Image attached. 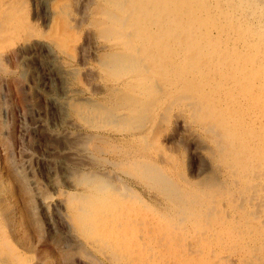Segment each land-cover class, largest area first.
Wrapping results in <instances>:
<instances>
[{
  "label": "rangeland",
  "instance_id": "1",
  "mask_svg": "<svg viewBox=\"0 0 264 264\" xmlns=\"http://www.w3.org/2000/svg\"><path fill=\"white\" fill-rule=\"evenodd\" d=\"M166 1L0 0V264H264V0Z\"/></svg>",
  "mask_w": 264,
  "mask_h": 264
},
{
  "label": "bare ground",
  "instance_id": "2",
  "mask_svg": "<svg viewBox=\"0 0 264 264\" xmlns=\"http://www.w3.org/2000/svg\"><path fill=\"white\" fill-rule=\"evenodd\" d=\"M168 2H169V0H167ZM166 1V2H167ZM177 1V0H176ZM152 2H154V1H152ZM171 2V1H170ZM219 2H220V0H219ZM258 2V1H257ZM53 3V2H52ZM209 3V2H208ZM252 3V2H251ZM254 3H256V2H254ZM259 3V2H258ZM70 4V3H69ZM213 4V3H212ZM215 4V3H214ZM213 4V5H214ZM253 4V3H252ZM264 4V3H263ZM66 5V4H65ZM64 5V6H65ZM60 7V3L58 2V5H57V8L59 9V7ZM61 6H63L62 4H61ZM64 6L62 7V8H64ZM151 6H152V4H151ZM69 7V6H68ZM75 7V6H74ZM141 7V6H140ZM161 7V6H160ZM100 8V7H99ZM134 8V7H133ZM156 8V7H155ZM155 8H151V14L150 15H152V16H154L156 19L154 20L155 21V23H156V21L158 20V18L160 19H162L163 21H164V19H167V21H168V23L170 24V22L172 23L171 25L172 26H174V27H176L178 24H180L179 22L180 21H178V19H176V17H177V15H175V11H173V12H171V11H169V13L170 14H166V16H164L160 11H162L161 9H157V10H155ZM158 8V7H157ZM56 9V8H55ZM126 9V8H125ZM128 9V8H127ZM200 9V8H199ZM104 11V10H103ZM132 11V10H131ZM142 11V10H141ZM52 12H54V11H52ZM130 12V11H129ZM138 12V11H137ZM200 12V11H199ZM226 12V11H225ZM101 13V12H100ZM226 13H228V11L226 12ZM54 14V13H53ZM125 14V13H124ZM128 14V13H127ZM172 14H173V16H175V17H173L172 16ZM242 15V14H241ZM54 16V15H53ZM111 16V13H108V12H106V14H105V17H110ZM142 16V15H141ZM198 16V15H197ZM201 16V15H200ZM224 16V15H223ZM236 16V15H235ZM115 17V16H114ZM190 17V16H189ZM71 18H73V17H71ZM126 18V17H125ZM142 18V17H141ZM140 18V19H141ZM198 18V17H197ZM202 18V17H201ZM54 19H56V17H53V21H54ZM133 19V18H132ZM181 19H183V18H181ZM247 19V18H246ZM102 20V19H101ZM125 20V19H124ZM123 20V21H124ZM184 20V19H183ZM197 20V19H196ZM242 20L244 21V19H243V17H242ZM57 22H58V20H56ZM56 21H54V22H56ZM131 21V20H130ZM229 21V20H228ZM236 21V20H235ZM240 21V20H239ZM56 22V23H57ZM109 22V21H108ZM111 22V21H110ZM135 22V21H134ZM165 22V21H164ZM184 22V21H183ZM186 22V21H185ZM184 22V23H185ZM198 22V21H197ZM200 22V21H199ZM225 22H227L226 20H225ZM241 22V21H240ZM102 23V22H101ZM126 23V22H125ZM142 23V22H141ZM184 23H182V24H184ZM228 23V22H227ZM230 23V22H229ZM233 23V22H232ZM53 24V23H52ZM122 24V23H121ZM152 24V23H151ZM157 24V23H156ZM203 24V23H202ZM134 25V24H133ZM181 25V24H180ZM197 25V24H196ZM234 23H233V27H234ZM238 24H236V26H237ZM154 26V25H153ZM183 26V25H182ZM244 26V25H243ZM57 27V26H56ZM72 27V26H71ZM71 27H69V30H70V28ZM76 27V26H75ZM75 27H74V29H75ZM187 27V26H186ZM233 27H231V28H233ZM12 28V27H11ZM55 28V27H54ZM92 28V27H91ZM181 28V27H180ZM185 28V27H184ZM183 28V29H184ZM58 29V28H57ZM168 29V28H167ZM221 29V28H220ZM136 30V29H135ZM157 30V29H156ZM182 30V29H181ZM180 30V31H181ZM88 31H89V29H88ZM103 31H105V33L106 32H109V29H108V27L107 28H104L103 29ZM179 31V32H180ZM183 31V30H182ZM135 31H133V33H134ZM185 32H186V30H185ZM178 33V32H177ZM182 33V32H181ZM204 33V32H203ZM208 33V32H207ZM164 34V33H163ZM172 35V34H171ZM179 35L180 34H178L177 36L179 37ZM128 36H130L129 34H128ZM108 37V36H107ZM104 38V37H103ZM183 38V37H182ZM185 38V37H184ZM233 40V38L230 40V42L229 43H231V41ZM132 41V40H131ZM164 41V42H163ZM170 41V40H169ZM182 41V40H181ZM52 43L54 42L55 44H57V46H58V48H59V50H61L62 52H64V53H70V50H69V47L67 46V41H66V38H65V36L63 35V34H60L59 35V37L58 38H55V40H52L51 41ZM163 43H165V39H164V37H162L161 35H160V37H156V39H155V42H154V44H155V46H157V47H161L162 48V45H163ZM252 43H253V41H252ZM69 44V43H68ZM132 44V43H131ZM117 45V44H116ZM251 45V44H250ZM53 46V45H52ZM217 46V45H216ZM252 46V45H251ZM211 47H213V46H211ZM232 47H233V45H232ZM115 48V47H114ZM116 48H118V47H116ZM120 48V47H119ZM118 48V49H119ZM127 48V47H126ZM253 48V47H252ZM113 49V48H112ZM139 49V48H138ZM165 49H168V47H165ZM58 50V49H57ZM58 50V51H59ZM111 50V49H110ZM77 51V50H76ZM207 51V50H206ZM216 52L218 53V51H213V55H216ZM253 52H254V54L252 55L251 54V58H252V60H251V58H249L248 59V57L247 58H245L246 60H244L243 62L244 63H254V62H257V60L259 61L260 59L259 58H261L262 56H261V53H257V51L254 49L253 50ZM53 53V52H52ZM243 53V52H242ZM66 55V54H65ZM243 55V54H242ZM52 56V55H51ZM59 56V54L57 55V57ZM67 56V55H66ZM52 58H53V56H52ZM256 58H258L257 60H256ZM58 59V58H57ZM60 59V58H59ZM65 59V58H64ZM68 61V60H67ZM59 62V61H58ZM61 63H63V62H61ZM65 63H67V62H65ZM68 63H69V61H68ZM49 64L51 65V66H53L54 65V62L51 60V62H49ZM63 65V64H62ZM69 65V64H68ZM118 65V64H117ZM104 66V65H103ZM66 67V66H65ZM72 67V66H71ZM219 67V66H218ZM252 67V66H251ZM63 68H64V66H63ZM68 68V67H67ZM66 68V69H67ZM100 69V68H99ZM151 70V69H150ZM99 71V70H98ZM197 71L199 72V68L197 69ZM221 71V70H220ZM109 72V71H108ZM258 72V71H257ZM245 73V72H244ZM243 73V74H244ZM219 74V73H218ZM106 75V74H105ZM109 75V74H108ZM245 75H247V74H245ZM148 76V75H147ZM238 76H240L239 75V72H235V73H233V74H231V78H240V77H238ZM243 77H245V76H243ZM64 78H65V76H64ZM122 78V77H121ZM264 71L262 72V74H261V76H260V79H261V81H264ZM115 79V78H114ZM250 80H251V78H249ZM238 80V79H237ZM241 80V79H240ZM243 80V79H242ZM241 80V81H242ZM250 80H248L246 77L244 78V81H246L247 83H246V85H250L251 87L249 88L250 90H248L249 91V93H243L242 95H241V97L239 98V99H237V98H235V97H232L233 99L231 100V103H232V105H233V107H236V108H238V109H235L236 111L235 112H239V111H243V113H244V115H243V121H245L244 123V127L246 126V128H247V131L249 132L250 131V128H251V125H252V120H253V118H255V120L257 121V123H259V124H261V125H264V88H261V87H263L264 86V83H262V84H260V85H256L257 83H256V81L255 82H252V81H250ZM239 81V80H238ZM230 82V81H229ZM232 82V81H231ZM235 83V82H234ZM188 84V83H187ZM241 84V83H240ZM118 85V84H117ZM238 85V84H237ZM263 85V86H262ZM63 86V85H62ZM158 86H160V85H158ZM229 86V85H228ZM241 86V85H240ZM240 86H239V88H240ZM150 87V86H149ZM201 87V86H200ZM235 87V86H234ZM234 87H231V88H234ZM216 88V87H215ZM252 88V89H251ZM227 89V88H226ZM64 90L66 91V92H64V93H66V94H68V95H70V92H71V89L68 87V86H65L64 87ZM235 92V91H234ZM198 93V92H197ZM232 93V92H231ZM65 94V95H66ZM238 94V93H237ZM117 95V94H116ZM235 95V94H234ZM171 97V96H170ZM202 97H204V96H202ZM206 97V96H205ZM59 98V97H58ZM158 98V97H157ZM70 100V99H69ZM73 100V99H72ZM71 100V101H72ZM171 100V99H170ZM206 99H203L202 101H203V104L205 103L204 101H205ZM227 100V99H226ZM55 102H54V104H56V105H58V106H60V104H61V102H60V104L59 103H57V102H59V100L58 99H55L54 100ZM201 101V102H202ZM207 101V100H206ZM133 102V101H132ZM65 103V102H64ZM79 103H81V102H79ZM72 104V103H71ZM206 104V103H205ZM204 104V105H205ZM241 104V107H239V105ZM214 105V104H213ZM64 106V105H63ZM83 106V105H82ZM65 107V106H64ZM75 107H77V106H75ZM147 107V106H146ZM204 107H206V106H204ZM212 107V106H211ZM210 107V108H211ZM228 107V106H227ZM230 107V106H229ZM73 109V108H72ZM85 109V108H84ZM137 109V108H136ZM152 109V108H151ZM218 109V108H217ZM221 109H223V107L221 108ZM257 109V110H256ZM77 110H78V108H77ZM88 110V109H87ZM174 110V109H173ZM178 110V109H177ZM210 110V109H209ZM108 112H109V110H108ZM192 112V111H191ZM216 112H217V110H216ZM91 113H93L92 112V110H91ZM111 113V112H110ZM174 113V112H173ZM226 113V112H225ZM242 113V112H241ZM76 114V113H75ZM112 114H113V112H112ZM149 114V113H148ZM216 114V113H215ZM229 114V113H228ZM237 114V113H236ZM101 115H103V114H101ZM136 115V114H135ZM178 115H180V114H178ZM233 115V114H232ZM238 115V114H237ZM97 116H98V114H97ZM236 116V115H235ZM83 117V116H82ZM224 117H225V115L223 116V119H224ZM229 117V116H228ZM84 119H85V117H83ZM93 118V117H92ZM154 118V117H153ZM176 118V117H175ZM217 117H214L213 119H212V121H214L212 124H211V127H212V129H215L216 128V126H217V124L215 123V119H216ZM222 118V117H221ZM234 117H232V119H233ZM122 119V118H121ZM156 119V118H155ZM219 119H220V116H219ZM225 119H227V118H225ZM235 119V118H234ZM239 119V118H238ZM81 120V119H80ZM105 120V119H104ZM125 120V119H124ZM161 121V120H160ZM225 121V120H224ZM130 122V121H129ZM174 122V121H173ZM209 122H210V120H209ZM218 122H220V121H217V123ZM255 122V121H254ZM203 123V122H202ZM223 123V121L220 123V125L219 126H221V124ZM236 123H238V122H236ZM227 124V123H226ZM138 125V124H137ZM236 125V124H235ZM210 126V125H209ZM224 126V125H223ZM226 126V125H225ZM253 126V125H252ZM126 127V126H125ZM227 127V126H226ZM240 127V126H239ZM256 127V126H255ZM189 128V127H188ZM221 129V128H220ZM224 129V128H223ZM226 129V128H225ZM261 129V128H260ZM263 129V128H262ZM252 130V129H251ZM230 131V130H229ZM243 131V130H242ZM246 131V130H245ZM254 131V130H253ZM252 131V132H253ZM132 132V131H131ZM216 132H218V131H216ZM221 132V131H220ZM224 132V131H223ZM255 132V131H254ZM263 132V131H262ZM125 133V132H124ZM137 133V132H136ZM219 133V132H218ZM244 133V132H243ZM224 134V133H223ZM226 134V133H225ZM228 134V133H227ZM250 134V133H249ZM236 135H238V134H236ZM245 135V134H244ZM251 135V134H250ZM256 135V134H255ZM230 136V135H229ZM232 136V135H231ZM231 136L229 137V138H231ZM243 136V135H242ZM253 136V135H252ZM203 137V136H202ZM244 137V136H243ZM251 137V136H250ZM259 137V136H258ZM224 138V137H223ZM226 138V137H225ZM234 139H236V138H234ZM256 139V138H255ZM95 140V139H94ZM225 141V140H224ZM243 141V140H242ZM263 141V140H262ZM256 142V141H255ZM260 142V141H259ZM264 142V141H263ZM95 143V142H94ZM227 143V142H226ZM228 144V143H227ZM141 145V144H140ZM261 145V144H260ZM232 146V145H231ZM92 147V146H91ZM226 148H228V147H226ZM232 148V147H231ZM247 148V147H246ZM248 149V148H247ZM250 149H252V148H250ZM254 149V148H253ZM231 150V149H230ZM258 150V149H257ZM84 151V150H83ZM141 152V151H140ZM246 152V151H245ZM230 153V152H229ZM232 153V152H231ZM135 154V153H134ZM138 154V153H137ZM257 154H258V152H257ZM160 155V154H159ZM232 155V154H231ZM230 155V156H231ZM254 155H256V154H254ZM226 156V155H225ZM131 157V156H130ZM235 157V156H234ZM254 157V156H253ZM252 157V158H253ZM123 158V157H122ZM154 160V159H153ZM228 160H229V158H228ZM231 160V159H230ZM254 161V160H253ZM228 162V161H227ZM258 162V161H257ZM247 163H249V162H247ZM232 164V163H231ZM252 165V164H251ZM248 166V165H247ZM246 166V167H247ZM264 166V165H263ZM245 167V168H246ZM250 166H248V168H249ZM256 168V167H255ZM264 168V167H263ZM262 168V169H263ZM246 169H244V171H245ZM249 170V169H248ZM247 170V171H248ZM252 170H254L253 168H252ZM256 171V170H255ZM257 171H259V170H257ZM139 173V172H138ZM243 173H245V172H243ZM249 173V172H248ZM263 173H264V171H263ZM230 174V173H229ZM246 174V173H245ZM244 175V174H243ZM258 176V175H257ZM87 178V177H86ZM245 182V181H244ZM243 182V183H244ZM250 182H252V181H249V183ZM257 182V181H256ZM236 183V182H235ZM254 183V182H253ZM243 185V184H242ZM254 188H260V183L258 182V183H254L253 185H252ZM238 187V186H237ZM243 187H244V185H243ZM242 187V188H243ZM7 187H5V189H6ZM245 188V187H244ZM101 189V188H100ZM239 189V188H238ZM262 189H264V187L262 188ZM9 191V190H8ZM238 191V190H237ZM240 191V190H239ZM137 192V191H136ZM233 195V194H232ZM106 196V195H105ZM235 196V195H234ZM6 197V196H5ZM261 197V196H260ZM228 198V197H227ZM233 198V197H232ZM242 198V197H241ZM243 199V198H242ZM242 199H241V201H242ZM119 200V199H118ZM121 200H122V198H121ZM124 200V199H123ZM224 200V199H223ZM233 200V199H232ZM72 202V201H71ZM75 202V201H74ZM127 202V201H126ZM224 202V201H223ZM76 203V202H75ZM239 203V202H238ZM243 203V202H242ZM84 204V203H83ZM118 204V203H117ZM240 204V203H239ZM78 206H80V202H78V203H76V204H72V206H70L73 210H75V211H77L78 210ZM119 206V205H118ZM133 206V205H132ZM166 206V205H165ZM223 206V205H222ZM127 207V206H126ZM136 207V206H135ZM84 208H88L87 207V205L86 204H84ZM163 208V207H162ZM126 209H128V208H126ZM125 209V210H126ZM138 209V208H137ZM136 209V210H137ZM170 209V208H169ZM258 209V208H257ZM256 209V210H257ZM230 210V209H229ZM260 210V209H259ZM6 211V210H5ZM123 211V210H122ZM130 211V210H129ZM138 211V210H137ZM136 211V212H137ZM155 211V210H154ZM124 212V211H123ZM258 212V211H257ZM73 213V212H72ZM78 213V214H77ZM67 214V213H66ZM68 216V215H67ZM124 216V215H123ZM68 217H70V215L68 216ZM176 217V216H175ZM237 217V216H236ZM81 218L83 219V218H85L84 217V215H83V217L81 216V214H79V212L77 211L76 212V215L74 216V218L72 217V219H73V224H74V227H76V228H74V229H76V230H78V229H80L79 230V232L80 233H83V235H86V237H87V241H89L90 242V244H95V239H92V237H94L95 235V232H97L98 230H100V229H98L97 231L96 230H94L90 225H87V223L85 222V220H83V223H81ZM145 219V218H144ZM250 219V218H249ZM133 220V219H132ZM187 220V219H186ZM194 220V219H193ZM123 221H124V219H123ZM262 221V220H261ZM132 222V221H131ZM76 223H79V225H75ZM222 223V222H221ZM72 225V224H71ZM221 225V224H220ZM148 226H150V225H148ZM227 226H229L228 224H227ZM72 227H73V225H72ZM118 227V226H117ZM132 227V226H131ZM230 227V226H229ZM228 227V228H229ZM232 227V226H231ZM230 227V228H231ZM98 228H100V227H98ZM220 228H222V227H220ZM233 228V227H232ZM253 228V227H252ZM223 229V228H222ZM3 230V229H2ZM105 230V229H104ZM239 230V229H238ZM75 231V230H74ZM95 231V232H94ZM165 231V230H164ZM235 231V230H234ZM100 232V231H99ZM155 232V231H154ZM236 232V231H235ZM234 232V233H235ZM240 232V231H239ZM239 232L237 233V234H239ZM77 233V232H76ZM79 233V234H80ZM233 233V232H232ZM240 233H242V232H240ZM97 234H99L98 232H97ZM231 234V233H230ZM90 235V236H89ZM131 235V234H130ZM130 235H128V236H130ZM145 235V234H144ZM226 235H227V233H226ZM122 236V235H121ZM127 236V237H128ZM114 237V236H113ZM124 237V236H123ZM126 237V236H125ZM245 237V236H244ZM129 238V237H128ZM231 238V237H230ZM235 238V237H234ZM127 239V238H126ZM116 240H118V239H116ZM129 240V239H128ZM247 240V239H246ZM245 240V241H246ZM122 241V240H121ZM124 241V240H123ZM88 242V243H89ZM131 242V241H130ZM164 243V242H163ZM191 243V242H190ZM142 244V243H141ZM225 244V243H224ZM134 245V244H133ZM123 246V245H122ZM164 246V245H163ZM189 246V245H188ZM86 247V246H85ZM91 247V246H90ZM120 248H121V245L119 246ZM127 247V246H126ZM131 247V246H130ZM133 247V246H132ZM10 248V247H9ZM82 248V247H81ZM115 248V247H114ZM118 248V247H117ZM125 248V247H124ZM188 248V247H187ZM227 248V247H226ZM86 249V248H85ZM129 249V248H128ZM130 250V249H129ZM128 250V251H129ZM132 250V249H131ZM140 250V249H139ZM92 251V250H91ZM100 251V250H99ZM114 251V250H113ZM126 251V250H125ZM124 251V252H125ZM211 251V250H210ZM213 251V250H212ZM129 252H131V251H129ZM140 252V251H139ZM86 253V252H85ZM132 253V252H131ZM214 253V252H213ZM225 253V252H224ZM130 254V253H129ZM138 255V254H137ZM136 255V256H137ZM139 255H140V253H139ZM173 255V254H172ZM121 256V255H120ZM125 256V255H124ZM128 256H130V255H128ZM177 256V255H176ZM122 257V256H121ZM148 257V256H147ZM195 257V256H194ZM221 257V256H220ZM134 258V257H133ZM138 258V257H137ZM180 258V257H179ZM206 258V257H205ZM256 258H258V257H256ZM91 259V258H90ZM101 259V258H100ZM122 259V258H121ZM152 259V258H151ZM232 259V258H231ZM102 260V259H101ZM175 260V259H174ZM187 260V259H186ZM228 260V259H227ZM235 260V259H234ZM22 261V262H21ZM19 263L20 264H26L27 263V260H21ZM132 262H133V260H131ZM142 261V260H141ZM145 261V260H144ZM164 262H165V260H164ZM170 262V261H169ZM216 262V261H215ZM231 262V261H230ZM149 263V262H148ZM211 263H212V261H211ZM233 263V262H232ZM14 264V263H13ZM17 264V263H16ZM134 264V263H133ZM146 264V263H145ZM168 264V263H167Z\"/></svg>",
  "mask_w": 264,
  "mask_h": 264
}]
</instances>
